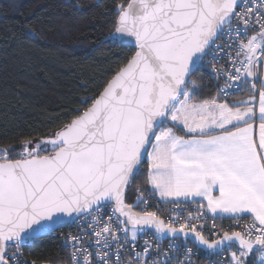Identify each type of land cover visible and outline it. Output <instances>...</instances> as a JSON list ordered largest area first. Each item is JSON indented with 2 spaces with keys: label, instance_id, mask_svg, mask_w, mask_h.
I'll return each mask as SVG.
<instances>
[{
  "label": "snow or ice",
  "instance_id": "1",
  "mask_svg": "<svg viewBox=\"0 0 264 264\" xmlns=\"http://www.w3.org/2000/svg\"><path fill=\"white\" fill-rule=\"evenodd\" d=\"M109 15L102 42L123 55L93 94L49 134L0 143V264H37L23 249L66 225L67 264H195L193 249L264 264V0H114Z\"/></svg>",
  "mask_w": 264,
  "mask_h": 264
},
{
  "label": "trees",
  "instance_id": "2",
  "mask_svg": "<svg viewBox=\"0 0 264 264\" xmlns=\"http://www.w3.org/2000/svg\"><path fill=\"white\" fill-rule=\"evenodd\" d=\"M113 2L0 0V143L18 144L21 136L54 131L67 119L65 113L80 106L110 74L123 55L122 49L102 42L111 30ZM208 85L200 99L215 94ZM60 231L34 240L24 248V258L67 264Z\"/></svg>",
  "mask_w": 264,
  "mask_h": 264
},
{
  "label": "built area",
  "instance_id": "3",
  "mask_svg": "<svg viewBox=\"0 0 264 264\" xmlns=\"http://www.w3.org/2000/svg\"><path fill=\"white\" fill-rule=\"evenodd\" d=\"M218 43H223V40L218 41ZM220 63L226 64V61L221 60ZM193 79H197L198 82H200L199 81V75L193 77ZM201 83L207 84V85L211 84L215 89V86H214L216 83L215 79H209L206 76L205 80L202 81ZM215 91H216V89H215ZM234 93H237V92H233L231 95H233ZM149 204H150V207L147 208L148 211L160 212L165 218L171 214L169 211H166V209H170L172 207V205H164L158 199H153V200L149 201ZM141 207H143V205ZM188 207H189V210H192V211L195 210L194 206H188ZM137 209L139 211L141 210L140 208H137ZM181 215L182 216L187 215V212L181 213ZM245 219H247V218H245ZM213 222L216 223L217 227H221L224 230H239V229H229V225L235 223V221H233V220H228V219L221 220V219L217 218L215 221H213L211 218H208L206 221H202V223H206L208 226H211ZM243 222L244 221H241V223H243ZM78 231H79V229L76 225H66V226L61 228V231L59 233V237H60V241L62 242L63 248H65L64 244H63L64 237H66L69 234H76ZM53 233H55V232H53ZM145 239L152 240L153 239L152 233L150 232L147 235H142L140 240H139V243L142 245L143 241ZM159 243H160V248H161V256L159 257V259L163 260L164 259L163 252L168 249L170 241L168 239H163ZM176 243H179V241H177ZM136 250L140 251L141 249L138 247ZM182 250L183 249L181 248V251ZM66 251L68 252V258H69V251L70 250L66 249ZM193 251L195 253V255L193 256V260L195 261V264H209V259L206 255H204L202 252H197L196 249H193ZM23 253H24V249H23ZM173 254L175 255V249H173ZM148 258H149V260L156 259L155 256H149ZM212 259H219V257H213Z\"/></svg>",
  "mask_w": 264,
  "mask_h": 264
},
{
  "label": "crops",
  "instance_id": "4",
  "mask_svg": "<svg viewBox=\"0 0 264 264\" xmlns=\"http://www.w3.org/2000/svg\"><path fill=\"white\" fill-rule=\"evenodd\" d=\"M249 95H251V93L250 92H247V93H244V94H242V95H237V96H234V97H232V98H228L229 99V101H235V100H246L247 98H248V96ZM178 134H183V132H181V133H178Z\"/></svg>",
  "mask_w": 264,
  "mask_h": 264
},
{
  "label": "water",
  "instance_id": "5",
  "mask_svg": "<svg viewBox=\"0 0 264 264\" xmlns=\"http://www.w3.org/2000/svg\"><path fill=\"white\" fill-rule=\"evenodd\" d=\"M135 199V198H134ZM132 203V202H131ZM136 211H139L137 208L135 209ZM64 227V226H63ZM62 228V227H61ZM44 236H46V235H44ZM42 237V236H41Z\"/></svg>",
  "mask_w": 264,
  "mask_h": 264
}]
</instances>
